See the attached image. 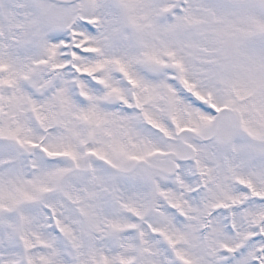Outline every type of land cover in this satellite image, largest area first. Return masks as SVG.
I'll return each instance as SVG.
<instances>
[{"label": "snow or ice", "instance_id": "snow-or-ice-1", "mask_svg": "<svg viewBox=\"0 0 264 264\" xmlns=\"http://www.w3.org/2000/svg\"><path fill=\"white\" fill-rule=\"evenodd\" d=\"M0 264H264V0H0Z\"/></svg>", "mask_w": 264, "mask_h": 264}]
</instances>
